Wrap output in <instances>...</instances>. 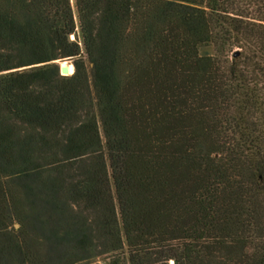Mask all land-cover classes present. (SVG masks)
Segmentation results:
<instances>
[{"label": "trees", "instance_id": "1", "mask_svg": "<svg viewBox=\"0 0 264 264\" xmlns=\"http://www.w3.org/2000/svg\"><path fill=\"white\" fill-rule=\"evenodd\" d=\"M100 255L264 264V0H0V264Z\"/></svg>", "mask_w": 264, "mask_h": 264}, {"label": "rangeland", "instance_id": "2", "mask_svg": "<svg viewBox=\"0 0 264 264\" xmlns=\"http://www.w3.org/2000/svg\"><path fill=\"white\" fill-rule=\"evenodd\" d=\"M74 12H75V15L77 17V10L76 8L74 7ZM70 65L72 66L73 65V69H75L74 67V64H73V60L72 59H68ZM16 226H18L16 224ZM172 263L174 262V260L171 261ZM93 264H117L113 257L111 255H100L98 257H96V260L93 262Z\"/></svg>", "mask_w": 264, "mask_h": 264}, {"label": "water", "instance_id": "3", "mask_svg": "<svg viewBox=\"0 0 264 264\" xmlns=\"http://www.w3.org/2000/svg\"><path fill=\"white\" fill-rule=\"evenodd\" d=\"M57 62L60 64V71L63 75H71L74 73L75 69H73L72 72H70V63L68 61V59H60V60H57ZM174 264H176L177 262L174 261L173 262Z\"/></svg>", "mask_w": 264, "mask_h": 264}, {"label": "bare ground", "instance_id": "4", "mask_svg": "<svg viewBox=\"0 0 264 264\" xmlns=\"http://www.w3.org/2000/svg\"><path fill=\"white\" fill-rule=\"evenodd\" d=\"M73 71V65L72 66H70V72H72Z\"/></svg>", "mask_w": 264, "mask_h": 264}]
</instances>
